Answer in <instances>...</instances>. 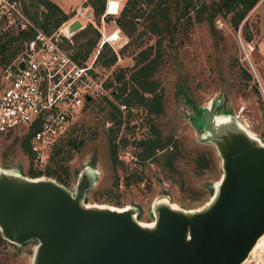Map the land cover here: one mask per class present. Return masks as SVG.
Wrapping results in <instances>:
<instances>
[{"label":"rangeland","instance_id":"obj_1","mask_svg":"<svg viewBox=\"0 0 264 264\" xmlns=\"http://www.w3.org/2000/svg\"><path fill=\"white\" fill-rule=\"evenodd\" d=\"M24 1L28 3L30 0ZM55 1L69 15L86 6V12L78 17L85 26L99 31L89 58L101 48L103 39L118 51L120 58L111 67L105 68L97 63L103 78L111 77L117 67L130 69L137 52L153 44L157 37L145 28L142 16L136 19L132 36L119 27L118 15L126 0H119L118 12L106 13L104 20L101 19L103 13L94 14L88 0ZM34 4L31 8L45 10L43 4ZM191 14L194 15L193 10ZM245 20L247 25L244 26ZM215 24L218 29L213 34L206 21H193L178 34L183 43L164 52L152 75L162 96L160 113L148 112L143 105H127L120 109L123 121L115 134V142L117 157L122 163L114 162L109 153V130L110 127L116 128V124L108 117L110 104L104 96L119 106L121 98L112 94L98 95L86 103L72 130L57 144L68 149V156L63 161L68 178L63 184L72 193H75L79 176L88 171L89 186L84 192L86 203L132 208L136 218L143 222H152L155 207L162 200L182 208L202 205L210 197V187L219 181L222 171L217 147L206 139L205 130L198 121L202 109L213 102L216 122L230 113L264 141L260 133L264 128V104L260 103L252 88L256 82L264 102V0L257 1L238 29L233 28L227 17L218 16ZM35 26L43 30L39 25ZM1 30L15 33L4 27ZM78 30L72 34L74 41L73 36ZM242 31L250 34V39L246 40ZM114 32H118L119 37L109 40ZM22 44L23 41L19 50ZM7 65L0 59V90L5 84ZM244 70L251 72V79L245 77ZM116 84L114 81L113 85ZM154 129L161 137L172 136L176 143L177 155L171 166L160 157L161 150L155 157H139L141 147L137 141ZM23 135L22 130L0 131V169L15 170L32 177L28 174L31 167L29 155L20 144ZM70 136L81 140L78 147L68 146ZM136 175L141 179L135 178ZM41 176L53 177L42 174L32 178ZM36 245V239L22 244L6 239L0 246V264H34ZM249 256L241 264H264V242Z\"/></svg>","mask_w":264,"mask_h":264},{"label":"water","instance_id":"obj_2","mask_svg":"<svg viewBox=\"0 0 264 264\" xmlns=\"http://www.w3.org/2000/svg\"><path fill=\"white\" fill-rule=\"evenodd\" d=\"M81 25L74 18L65 30ZM215 106L198 121L222 171L202 205L162 200L148 226L132 208L86 203L88 171L72 193L53 177L0 169L1 235L17 244L36 239L34 264H241L264 234V141L230 113L216 122Z\"/></svg>","mask_w":264,"mask_h":264},{"label":"trees","instance_id":"obj_3","mask_svg":"<svg viewBox=\"0 0 264 264\" xmlns=\"http://www.w3.org/2000/svg\"><path fill=\"white\" fill-rule=\"evenodd\" d=\"M106 0H88L93 7L95 15L104 12ZM258 0H126V3L118 15V25L128 36H132L136 26V19L140 16L145 21V28L157 35L155 42L149 44L139 50L135 56L133 66L129 68L117 67L111 77L106 78L107 86H112L111 94L117 98H121L120 102L127 105H143L148 112L154 114L162 111V96L158 92V86L152 79V75L162 60V56L167 49L176 48L178 44L183 43V38L178 36L179 32L193 21H206L212 33H216L217 27L215 18L221 16L228 19L234 29H238L240 23L246 14L253 8ZM35 2L44 5L45 10L31 8ZM25 13L29 16L34 24L42 27L46 33H51L54 29L61 25L70 15L62 10V8L53 0H30L26 3L22 1ZM194 11V15L191 11ZM244 26L247 25L246 20ZM247 27V26H246ZM35 29L31 26L19 30L15 33L4 32L0 29V59L7 65L11 59L18 53L19 46L22 41L34 35ZM245 39H250V34L242 31ZM99 36V31L92 26H84L74 34V45H67L72 49L73 55L80 60L85 59L92 48L95 46ZM14 43V44H13ZM128 43V42H127ZM13 46V48H11ZM21 49V48H20ZM122 51V49H121ZM117 59L116 52L107 44L99 49L97 62L105 68L111 67ZM245 77L251 79L250 71H245ZM257 94L260 103L263 105L260 89L256 82L252 86ZM104 99L110 104L109 118L116 124V128L110 127V144L109 153L114 162L120 161L117 155V143L115 142V134L122 123L121 110L118 104H115L110 98L104 96ZM264 118V108H263ZM31 132H26L21 137L20 144L24 151L29 154V137ZM264 136V128L260 132ZM81 143L80 139L70 136L67 140L69 147H78ZM125 143V141H123ZM141 147L139 157L146 159L155 157L157 151L161 150L160 157L166 160L171 166L172 161L177 155L176 143L172 136L161 137L160 133L154 129L148 136H144L137 141ZM67 148L57 145L52 153L53 166L46 170H34L29 168L28 174L32 177L42 174L51 175L57 181L64 183L68 178L67 167L63 163L68 156ZM201 161V160H200ZM64 173V174H63ZM127 175L126 177H129ZM135 178L141 179L136 175ZM210 195L212 187H210ZM5 238L0 232V246L5 242Z\"/></svg>","mask_w":264,"mask_h":264},{"label":"built area","instance_id":"obj_4","mask_svg":"<svg viewBox=\"0 0 264 264\" xmlns=\"http://www.w3.org/2000/svg\"><path fill=\"white\" fill-rule=\"evenodd\" d=\"M112 4L115 12L108 10ZM77 9L56 31L46 33L25 13L22 0H0V29L17 32L31 26L36 31L23 40L20 51L6 66L5 84L0 90V131L31 132L28 155L34 170L49 168L55 147L72 130L87 102L111 94L112 87L105 83L108 77L101 76L97 64L99 50L92 58L80 60L67 46L74 45V40L66 25L84 14L86 6ZM118 9L119 0H106L101 19ZM81 22L80 29L85 26ZM119 107L123 110L126 104Z\"/></svg>","mask_w":264,"mask_h":264},{"label":"bare ground","instance_id":"obj_5","mask_svg":"<svg viewBox=\"0 0 264 264\" xmlns=\"http://www.w3.org/2000/svg\"><path fill=\"white\" fill-rule=\"evenodd\" d=\"M114 4V3H113ZM111 5L110 7H109V11L110 12H115V7H114V5ZM119 37V35H118V32H114V33H112L111 35H110V37H109V40H116L117 38ZM108 40V39H107ZM140 223L141 224H143V225H148V226H150V225H153L154 224V220L150 223H148V222H143V221H140ZM263 242H264V236H261L259 239H258V241H257V243L255 244V246L253 247V249H252V253H254V251L255 250H257L260 246H261V244H263ZM260 243V244H259ZM259 245V246H258ZM258 246V247H257ZM257 248V249H256ZM250 257V256H249Z\"/></svg>","mask_w":264,"mask_h":264},{"label":"crops","instance_id":"obj_6","mask_svg":"<svg viewBox=\"0 0 264 264\" xmlns=\"http://www.w3.org/2000/svg\"><path fill=\"white\" fill-rule=\"evenodd\" d=\"M55 1V0H54ZM56 2V1H55ZM262 55L264 56V53L262 52Z\"/></svg>","mask_w":264,"mask_h":264},{"label":"flooded vegetation","instance_id":"obj_7","mask_svg":"<svg viewBox=\"0 0 264 264\" xmlns=\"http://www.w3.org/2000/svg\"><path fill=\"white\" fill-rule=\"evenodd\" d=\"M110 12V11H109Z\"/></svg>","mask_w":264,"mask_h":264}]
</instances>
